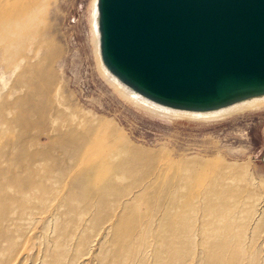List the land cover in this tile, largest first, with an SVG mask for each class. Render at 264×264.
Listing matches in <instances>:
<instances>
[{
    "label": "rangeland",
    "instance_id": "obj_1",
    "mask_svg": "<svg viewBox=\"0 0 264 264\" xmlns=\"http://www.w3.org/2000/svg\"><path fill=\"white\" fill-rule=\"evenodd\" d=\"M94 3L0 0V264H264V105L118 86Z\"/></svg>",
    "mask_w": 264,
    "mask_h": 264
},
{
    "label": "water",
    "instance_id": "obj_2",
    "mask_svg": "<svg viewBox=\"0 0 264 264\" xmlns=\"http://www.w3.org/2000/svg\"><path fill=\"white\" fill-rule=\"evenodd\" d=\"M97 5L104 61L147 96L210 107L264 91V0Z\"/></svg>",
    "mask_w": 264,
    "mask_h": 264
},
{
    "label": "bare ground",
    "instance_id": "obj_3",
    "mask_svg": "<svg viewBox=\"0 0 264 264\" xmlns=\"http://www.w3.org/2000/svg\"><path fill=\"white\" fill-rule=\"evenodd\" d=\"M97 1L98 0H96V3H94L95 12L93 15V20H92L94 39H95V44H96V46H95L96 47L95 48L96 55L98 57V60H99L101 67L110 73L109 75H110L111 79L114 82H116L118 86H120L124 89H127L131 92H134L135 94L139 95L140 97H142L146 101L150 100L149 102H151V103H154V104L157 103V105L159 104V106H162L165 108H170V109H175V110H179V111L192 112V113H196V114L197 113L203 114V115H218V114L219 115H221V114L227 115V114H231V113L236 112V111L244 110L246 108H253V107H258V106L264 105V91L254 93V94H250L249 96H246L244 99L240 98L234 102H230V103L225 104V105L210 106V107H181V106H176L173 104L158 101V100H156L150 96H147L146 94H144L140 90H137L134 85H132L131 83H129L125 80H122L114 72H112L109 69V66L106 64V62L103 59L102 51H101L100 17H99V10H98ZM145 97L149 100H147ZM161 258L163 261L162 264H165L164 261L166 259V254L162 253Z\"/></svg>",
    "mask_w": 264,
    "mask_h": 264
},
{
    "label": "crops",
    "instance_id": "obj_4",
    "mask_svg": "<svg viewBox=\"0 0 264 264\" xmlns=\"http://www.w3.org/2000/svg\"><path fill=\"white\" fill-rule=\"evenodd\" d=\"M263 105H261V106H258V107H262ZM253 108H257V107H253ZM240 111H242V110H240ZM236 112H238V111H236Z\"/></svg>",
    "mask_w": 264,
    "mask_h": 264
}]
</instances>
